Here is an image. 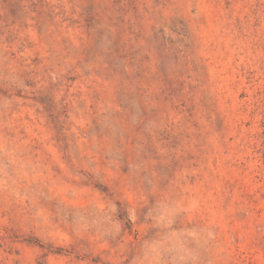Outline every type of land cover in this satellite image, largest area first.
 <instances>
[{"label": "rangeland", "instance_id": "obj_1", "mask_svg": "<svg viewBox=\"0 0 264 264\" xmlns=\"http://www.w3.org/2000/svg\"><path fill=\"white\" fill-rule=\"evenodd\" d=\"M0 264H264V0H0Z\"/></svg>", "mask_w": 264, "mask_h": 264}]
</instances>
